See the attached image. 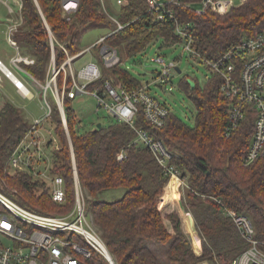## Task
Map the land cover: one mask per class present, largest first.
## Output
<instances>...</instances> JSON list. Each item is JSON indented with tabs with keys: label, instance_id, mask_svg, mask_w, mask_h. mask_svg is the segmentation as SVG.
Instances as JSON below:
<instances>
[{
	"label": "trees",
	"instance_id": "obj_1",
	"mask_svg": "<svg viewBox=\"0 0 264 264\" xmlns=\"http://www.w3.org/2000/svg\"><path fill=\"white\" fill-rule=\"evenodd\" d=\"M127 1L126 5L110 11L124 25L117 30L118 24L102 12L99 0H80L70 19L63 13L61 0H38L43 15L34 0H23V23L16 32V40L22 55L35 60L33 64H19L27 72L26 80L44 93L42 86L47 85L50 77L53 52L58 69L67 59L62 46L72 56L81 53L82 36L89 27L108 29L109 35L103 43L132 57L157 38L171 45L180 44L183 37L177 34L176 24H190L192 48L209 60H216L230 48L264 31V0H246L225 14H218L210 7L198 13L189 6L203 0H177L167 4L174 10L175 18L164 22L157 19L158 13L150 9L146 0ZM110 78L122 81L129 91L142 85L119 64L104 67L101 78L89 83L87 89H102ZM56 80L62 95L64 73L60 72ZM221 84L222 79L215 75L205 85L189 75L182 79L180 86L196 108L193 126L172 110L162 127L146 118L142 105L135 116V125L163 141L173 154L170 165L179 171L178 187L185 211L174 194L177 180L170 181L171 176L149 148L134 143L137 133L129 124L117 121L78 134L79 119L67 94L63 104L68 132L57 102L54 99V104L50 103L53 131L58 139V149L53 152V172L64 177L67 204L58 206L53 202L49 189L29 173L11 171V155L28 134L32 122L6 94L0 96V190L24 208L41 213H67L75 203V160L87 210L116 264H162L159 256L163 251L171 264H233L251 245L225 208L251 218L255 239L264 250V158L246 162L255 128V111H249L239 127L227 136L232 100L222 93ZM72 86L69 76L66 93ZM116 189L125 190L119 199L101 198L104 192ZM173 208L179 209L195 238L196 228L201 255L196 253L184 230L180 214L161 212ZM3 211L6 209L0 204V212ZM149 242L168 244V248L154 246L153 250ZM86 264L109 263L93 251Z\"/></svg>",
	"mask_w": 264,
	"mask_h": 264
},
{
	"label": "built area",
	"instance_id": "obj_2",
	"mask_svg": "<svg viewBox=\"0 0 264 264\" xmlns=\"http://www.w3.org/2000/svg\"><path fill=\"white\" fill-rule=\"evenodd\" d=\"M34 1L43 15L38 0ZM99 1L102 12L118 24L117 30L123 29L124 25L110 13V6L112 8L123 6L128 1ZM245 1L243 0V3ZM61 2L64 15L70 19L71 15L77 11L80 0H61ZM146 2L152 11L158 13L159 21L164 22L175 18L174 10L168 8L167 4L175 3L177 0H146ZM0 3H4L9 14H12L6 24L7 42L18 50L16 32L23 23V0H16L18 10L10 5L9 0H0ZM189 6L195 8L198 13H204L205 9L210 7L218 14H225L236 5L232 0H203L201 3H191ZM17 13H19L18 19ZM44 21L50 30L45 18ZM189 27L190 24L181 25L177 22L176 32L183 37V41L178 45H183L184 51L190 58L199 60L207 66L211 75L222 79L221 91L232 100L226 135H231L239 127L249 111H255V128L246 162L250 164L258 158H264V31L230 48L216 60H209L192 48L193 37L188 30ZM108 35L99 39L95 45L98 48L100 60L91 61L78 73L75 70V60L83 51L72 56L62 46L67 53V59L58 69L54 55L49 73H53V82L57 91L55 100L61 99L64 103L65 94L72 99L78 94L94 95L98 99L99 107L107 108L109 114L117 121L126 122L136 131L137 138L134 143L149 148L165 172L171 176L170 181L175 178L179 184V171L170 165L173 154L168 147L163 141L153 138L148 131L135 125V116L140 105L144 108L146 118L157 127L164 126L170 114V106L160 102L148 92L149 83L147 85L142 83L139 88L129 91L122 81L110 78L102 89L97 88L94 91L87 89L89 83L101 78L104 67L112 68L121 63L118 50L103 43ZM182 58L183 55L179 61ZM154 61L162 66V71L155 82L166 83L172 70L179 72L178 60L167 63L158 54ZM12 62L20 67L21 62L33 64L35 60L18 54L12 57ZM2 65L5 63L0 58V69ZM22 71L27 74L25 70L22 69ZM60 72L65 75L62 95L59 93L56 80ZM69 76L72 78L73 86L71 91L66 93L65 85ZM53 82L47 83L45 88L47 89ZM34 96L31 92V95L24 97L34 98ZM46 107V116L34 118L28 134L12 153L9 166L12 172H27L34 179L43 182L49 189L53 202L58 206H65L67 191L64 177L53 172V152L58 149V143L54 144L56 140L49 139L44 133L45 121L52 119V106L47 99ZM64 121L66 120L63 119ZM49 149H53L52 153H49ZM123 158L124 154L121 153L119 159ZM73 163L75 203L67 213H41L24 208L0 190V204L6 209L0 212V264H86V260L92 256L93 251L104 256L109 264H116L87 210L85 193L79 180L75 160ZM225 213L234 221L246 242L251 245L235 258L233 264H264V250L255 239V227L251 218L227 208Z\"/></svg>",
	"mask_w": 264,
	"mask_h": 264
},
{
	"label": "rangeland",
	"instance_id": "obj_3",
	"mask_svg": "<svg viewBox=\"0 0 264 264\" xmlns=\"http://www.w3.org/2000/svg\"><path fill=\"white\" fill-rule=\"evenodd\" d=\"M5 1V0H4ZM233 4L240 6L243 3V0H232ZM10 5L18 10V6L15 4L16 0H9ZM117 6L112 8L110 6V11L116 9ZM12 14H9L8 8L4 3H0V55L2 57L8 58L5 63L6 66L13 73L20 78L28 89L34 93V98L24 97V93H20L16 85L0 69V96L1 94H6L11 97V100L23 111L30 122H33L34 118L45 117L47 112L46 99L54 104V100L57 96V91L53 82V73H50V77L47 83L53 82L47 89L43 87L44 93H40V89L35 87L33 84H30L26 80V73L22 69L16 66L11 60L10 56L17 53L16 48L12 47L6 38L7 23ZM19 13H17L18 19ZM109 33L108 29L105 28H96L89 27L83 34L81 40V46L83 53L77 56L75 60V70L80 72L86 65L91 61L100 60V54L96 45L97 41ZM21 49V48H20ZM22 51V49H21ZM20 51V52H21ZM119 56L121 58V65L128 69L135 77H137L144 85L149 83L148 92L158 99L162 103H166L170 106L171 110L179 116L184 122L188 125L193 126L195 124L196 108L192 101L188 98L185 92L182 90L180 84L182 79L189 75L192 78H196L201 85H205L208 79L211 77V73L207 66H205L201 61L195 60L189 57L188 53L184 51L183 45H175L166 43L163 39L157 38L152 41L146 49L132 57H127L126 54L119 50ZM158 54L161 55L167 63H170L174 60H180L182 55L183 58L180 62V70L182 73H179L176 70H172L170 77L166 83L155 82L158 74L162 71V66L160 63L154 61L157 59ZM37 82V81H36ZM83 82V81H82ZM39 84V82H37ZM41 87V86H40ZM41 87V88H42ZM31 95V94H30ZM54 100V101H53ZM72 108L75 110L77 117L79 119V125L77 126L78 134L91 131L97 127L98 124L103 126H109L117 122V119L111 116L105 107H99L98 99L92 94H78L71 102ZM55 125L53 119L45 121L44 133L49 139H55V143H58L57 136L53 131ZM52 132V133H51ZM54 132V133H53ZM49 153H52L53 149L48 150ZM37 180V179H35ZM168 185V184H167ZM167 187V186H166ZM182 188V187H181ZM124 189H116L106 191L101 194V198L107 200H115L122 197L124 194ZM182 191H179L176 198L180 202L182 208V201L180 194ZM165 195V194H164ZM184 209V208H183ZM178 212L181 214L179 209H170L162 210L163 215L169 214L171 212ZM168 227L171 229L169 222H167ZM190 240L193 243V246L196 250H199L201 255V249L199 244V239L192 237L186 230ZM150 247L154 250V246H161V248H168V244H158L154 242H149ZM166 251V250H165ZM157 253V252H156ZM163 255L159 259L162 264H171L166 255ZM198 253V255H199ZM158 254V253H157ZM201 264H214L210 262H203Z\"/></svg>",
	"mask_w": 264,
	"mask_h": 264
},
{
	"label": "crops",
	"instance_id": "obj_4",
	"mask_svg": "<svg viewBox=\"0 0 264 264\" xmlns=\"http://www.w3.org/2000/svg\"><path fill=\"white\" fill-rule=\"evenodd\" d=\"M6 33V32H5ZM19 47H18V50H17V53L15 54V55H12V56H10L9 58H10V60L12 61V57H14V56H16V55H22V51H21V49H20V45H18ZM21 51V52H20ZM23 56V55H22ZM28 57H30L29 55H27ZM0 58L3 60V62H6L7 60H8V58H6V57H2L1 55H0ZM31 58V57H30ZM8 67V66H7ZM17 77V76H16ZM17 79L20 81V82H22L18 77H17ZM22 84L25 86V87H27L23 82H22ZM17 87V86H16ZM28 88V87H27ZM17 89L20 91V89L17 87ZM20 93H22L21 91H20ZM166 190V189H165ZM174 194L177 196V194H178V183H177V181H176V185H175V192H174ZM184 210V209H183ZM185 211V210H184ZM180 217H181V219H182V221H183V227H184V230L186 231H188V233L192 236V237H194L193 236V234H191V230H190V228H189V225L186 223V221L184 220V218H182V214H180ZM194 220V219H193ZM194 227H195V224H194ZM195 233H197V231H196V228H195ZM198 237V236H197ZM195 238V237H194ZM197 239V238H196ZM200 247V246H199ZM201 249V248H200ZM202 251V250H201ZM197 252L199 253V250H197ZM199 255H200V253H199Z\"/></svg>",
	"mask_w": 264,
	"mask_h": 264
},
{
	"label": "water",
	"instance_id": "obj_5",
	"mask_svg": "<svg viewBox=\"0 0 264 264\" xmlns=\"http://www.w3.org/2000/svg\"><path fill=\"white\" fill-rule=\"evenodd\" d=\"M53 57H54V52H53ZM2 68H4L6 71H4L5 73L7 72V77H9L10 78V76L11 75H13V71L12 70H10L6 65H2ZM179 72H181V70L179 69ZM14 81V83L20 88L21 87V83L20 82H18L17 83V81L16 80H13ZM195 86V85H194ZM56 102H57V105L59 106V109H60V111H61V113H62V116H63V119L64 120H66L65 118H66V114H65V110H64V105H63V102H62V100L60 99V100H56ZM65 122V127H66V131L68 132V126H67V123H66V121H64ZM102 125L101 124H98L97 125V128H100ZM70 138V137H69ZM71 146H72V143H71ZM73 148V147H72ZM73 150V149H72Z\"/></svg>",
	"mask_w": 264,
	"mask_h": 264
},
{
	"label": "bare ground",
	"instance_id": "obj_6",
	"mask_svg": "<svg viewBox=\"0 0 264 264\" xmlns=\"http://www.w3.org/2000/svg\"><path fill=\"white\" fill-rule=\"evenodd\" d=\"M1 70H2V72L5 74V76L7 77V72L5 73L4 71H6L4 68H1ZM4 70V71H3ZM7 78H9V77H7ZM11 81H13V80H16L17 81V83L18 82H20L18 79H17V77H16V75L13 73V75H11L10 76V78H9ZM13 83H14V81H13ZM21 83V82H20ZM15 84V83H14ZM16 85V84H15ZM17 86V85H16ZM18 87V86H17ZM19 88V87H18ZM20 89V91L22 92V93H24L25 95H30L31 94V91L27 88V87H25L22 83H21V87L19 88Z\"/></svg>",
	"mask_w": 264,
	"mask_h": 264
}]
</instances>
